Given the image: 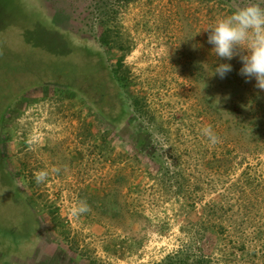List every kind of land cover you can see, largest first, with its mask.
I'll list each match as a JSON object with an SVG mask.
<instances>
[{"label": "rangeland", "instance_id": "rangeland-1", "mask_svg": "<svg viewBox=\"0 0 264 264\" xmlns=\"http://www.w3.org/2000/svg\"><path fill=\"white\" fill-rule=\"evenodd\" d=\"M239 6L0 0V232L39 234L0 233V264H147L185 246L214 264H264V90L203 30ZM84 59L108 79L121 59L130 123L66 87ZM221 62L233 69L223 79L211 75ZM80 202L90 211L72 215Z\"/></svg>", "mask_w": 264, "mask_h": 264}, {"label": "clouds", "instance_id": "clouds-1", "mask_svg": "<svg viewBox=\"0 0 264 264\" xmlns=\"http://www.w3.org/2000/svg\"><path fill=\"white\" fill-rule=\"evenodd\" d=\"M207 32V42L212 45V54L223 61L238 57L242 62L239 74L247 81L255 80V87L264 90V0L246 3L225 18L203 28ZM230 63H217L211 75L223 79L232 71ZM202 135L210 143H216L218 137L212 127L206 126ZM37 182L46 179V173L41 172L36 177ZM90 211L86 202H80L72 209V215L79 216Z\"/></svg>", "mask_w": 264, "mask_h": 264}, {"label": "trees", "instance_id": "trees-1", "mask_svg": "<svg viewBox=\"0 0 264 264\" xmlns=\"http://www.w3.org/2000/svg\"><path fill=\"white\" fill-rule=\"evenodd\" d=\"M219 1L230 4L236 3L241 5L246 3L257 2V0ZM40 25L44 29V33H46L47 35L49 34V37L51 35H54L53 33H51L52 30L46 26V23L44 21L41 22ZM106 37V35L102 36L101 43L109 47V42L106 40ZM56 39L60 44L56 52L59 53V55L62 57L69 52L67 48L68 41L65 42V39H62L60 34L56 35ZM85 56H91V54L86 53ZM90 61L91 60L89 59H84L82 60V62L80 61L79 63L74 64L72 68L68 70V72L73 74V77L67 84L65 83V85H68L66 87H73L79 90L80 92L88 95V97L92 98L102 116L109 120V122L113 124L118 123L120 121L130 123V112L124 107L123 101L120 98L122 94L121 90L128 86L126 76L123 75L120 71V66L122 64L121 59H117L116 67L113 70L110 69V74H112V78L114 79V81L112 80V78H110L109 73L108 75L110 79L104 77V75L100 76V67L90 65ZM2 65L5 66L4 68L6 71L10 72V68L7 64ZM57 68L63 72V68H61L60 66ZM105 69L107 70L109 68L106 67ZM14 197L16 196H11L10 200L12 203ZM36 226L37 225L32 227V229H30L29 232L25 235H21L18 237L12 236V234L8 233V231H1L0 233L2 235L4 234V236L7 235L9 237L10 242L19 244L20 242H24L27 239L29 240L31 235H39L36 232ZM6 227L9 228L8 226ZM7 228L5 230H8ZM12 228H17V226H14ZM24 237L26 238L23 239ZM198 238L200 242L202 241V245H206L205 234H199ZM198 247L200 246H197V248ZM197 248L193 249L190 246L180 247L174 251L169 252L161 260L147 264H214L211 262V258L208 256V253H206L205 251L203 252L202 250ZM48 252L51 253L50 250H48ZM53 253L54 252H52L51 255H53ZM62 264H66V262Z\"/></svg>", "mask_w": 264, "mask_h": 264}]
</instances>
